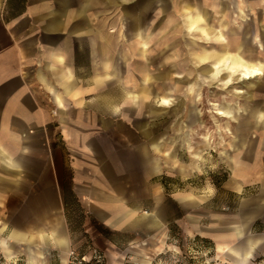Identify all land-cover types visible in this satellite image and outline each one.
I'll list each match as a JSON object with an SVG mask.
<instances>
[{
    "label": "rangeland",
    "instance_id": "rangeland-1",
    "mask_svg": "<svg viewBox=\"0 0 264 264\" xmlns=\"http://www.w3.org/2000/svg\"><path fill=\"white\" fill-rule=\"evenodd\" d=\"M113 2L98 0L91 15L114 36V85L97 98L116 103L129 90L131 139L143 125L152 131L145 141L159 144L151 154L161 171L141 185L146 199L129 204L136 212L118 229L99 225L101 232L100 222L69 198L74 245L66 264L71 250L74 264H264V74L243 78L245 70L233 68L230 58L216 65L228 41L264 65V0ZM198 16L224 39L190 27ZM101 38L97 83L113 73L111 40ZM222 108L234 116L219 114ZM114 137L117 149L128 142ZM18 251L7 257L0 248V264H28L25 250ZM48 255L57 264V252Z\"/></svg>",
    "mask_w": 264,
    "mask_h": 264
},
{
    "label": "crops",
    "instance_id": "crops-1",
    "mask_svg": "<svg viewBox=\"0 0 264 264\" xmlns=\"http://www.w3.org/2000/svg\"><path fill=\"white\" fill-rule=\"evenodd\" d=\"M97 6L98 0H0V248L7 257L23 248L28 264H53L49 252H57V264L67 263L74 245L69 198L89 220L118 229L136 212L129 204L146 199L141 185L161 171L151 154L159 144L153 140L149 147L145 141L154 138L152 131L143 125L131 139L129 90L116 103L101 104L97 98L113 88L116 75L114 36L91 17ZM202 20L195 17L189 26L224 39ZM104 35L111 40L113 73L97 83ZM140 38L146 46L147 39ZM85 44L92 51L86 53ZM232 44L228 41L229 51L216 55L217 67L230 58L233 68L245 70L243 78L264 74L263 64ZM84 54L88 63L83 66ZM209 56L206 51L201 58ZM254 68L260 74L246 76ZM219 114L234 116L224 108ZM115 135L126 145L117 149ZM130 140H136L131 152ZM85 232L93 237L92 229Z\"/></svg>",
    "mask_w": 264,
    "mask_h": 264
},
{
    "label": "built area",
    "instance_id": "built-area-1",
    "mask_svg": "<svg viewBox=\"0 0 264 264\" xmlns=\"http://www.w3.org/2000/svg\"><path fill=\"white\" fill-rule=\"evenodd\" d=\"M70 256V260H69V264H74L75 259H76V253L74 250H71L69 253Z\"/></svg>",
    "mask_w": 264,
    "mask_h": 264
},
{
    "label": "bare ground",
    "instance_id": "bare-ground-1",
    "mask_svg": "<svg viewBox=\"0 0 264 264\" xmlns=\"http://www.w3.org/2000/svg\"><path fill=\"white\" fill-rule=\"evenodd\" d=\"M251 73H252V75L255 76V75H257V74H260V71H259L258 69H255V68H254V69L251 70ZM250 76H251V75H250Z\"/></svg>",
    "mask_w": 264,
    "mask_h": 264
},
{
    "label": "trees",
    "instance_id": "trees-1",
    "mask_svg": "<svg viewBox=\"0 0 264 264\" xmlns=\"http://www.w3.org/2000/svg\"><path fill=\"white\" fill-rule=\"evenodd\" d=\"M65 203H66V202H65ZM66 205H67V203H66ZM95 224H96L97 228H98L101 232L104 233V231L102 230V228L99 226V225H101L102 227H104V225L101 224V223H98V222H96Z\"/></svg>",
    "mask_w": 264,
    "mask_h": 264
}]
</instances>
